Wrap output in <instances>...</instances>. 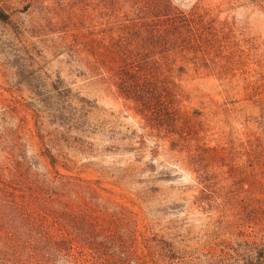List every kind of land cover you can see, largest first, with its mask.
I'll return each instance as SVG.
<instances>
[{
  "label": "rangeland",
  "instance_id": "rangeland-1",
  "mask_svg": "<svg viewBox=\"0 0 264 264\" xmlns=\"http://www.w3.org/2000/svg\"><path fill=\"white\" fill-rule=\"evenodd\" d=\"M0 13V264H264V0Z\"/></svg>",
  "mask_w": 264,
  "mask_h": 264
},
{
  "label": "trees",
  "instance_id": "trees-1",
  "mask_svg": "<svg viewBox=\"0 0 264 264\" xmlns=\"http://www.w3.org/2000/svg\"><path fill=\"white\" fill-rule=\"evenodd\" d=\"M0 18L6 19V17L3 14H1V13H0Z\"/></svg>",
  "mask_w": 264,
  "mask_h": 264
}]
</instances>
